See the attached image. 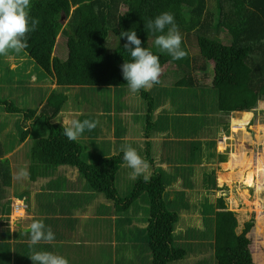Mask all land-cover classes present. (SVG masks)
I'll use <instances>...</instances> for the list:
<instances>
[{
    "label": "trees",
    "instance_id": "obj_1",
    "mask_svg": "<svg viewBox=\"0 0 264 264\" xmlns=\"http://www.w3.org/2000/svg\"><path fill=\"white\" fill-rule=\"evenodd\" d=\"M31 5V16L39 20V25L29 34L28 47L24 51L52 80H56L59 87L127 86L121 66L130 61L131 56L124 48L126 37H121L120 33L132 30L141 39L142 47L150 48L160 57L163 68H181L178 63L183 64L184 59L173 60L170 55L161 52L155 46V39L161 33L145 27L147 21L169 12L174 15L183 38L188 34L187 40H191L190 33L196 34L199 50L198 55L194 56V59L197 58L194 68L205 72L208 65L214 63L213 88L220 112H256L258 102L264 100V0H216L215 17L208 11L207 0H31ZM64 19L68 20L66 25L63 23ZM213 29H222L230 36L229 43L225 44L213 37ZM60 34L66 36L68 55L66 53L65 60L54 55ZM112 35L116 37L118 44L115 49L109 50ZM184 50L189 52L186 48ZM181 82H184L183 86L187 83L194 84L192 79H182ZM58 94L55 91L50 95L41 112H38V108L27 109L16 106L13 101H3L1 95L0 105L5 106L7 113H24L28 120H33L39 113H60L67 98H63V93ZM152 107V104L148 105L149 123H153ZM28 132L22 130L26 135L22 136L21 141L27 139ZM46 133L47 137L38 139L32 149L35 161L31 162V175L34 181L38 176L48 175L59 167L71 166L79 169L80 178H86L85 188L103 194L122 205L123 209L146 194L145 202L150 214L147 235L153 252L152 264L187 260V250L179 247L176 241L180 216L168 209L165 200L168 186L166 175L162 171H157L147 181L140 179L133 193L122 197L116 178L125 164L123 153L97 163H89L83 158L81 142L70 141L63 135V124H48ZM120 133L122 134L118 129V134ZM227 147H222L224 154H231L233 160H238L236 153ZM249 158L239 162V167L248 168L243 179L247 188L252 187L258 179L256 168H253L252 159ZM1 163L5 161L0 159V167H4ZM224 165L229 170L234 168L232 162ZM223 175L222 178L226 179ZM228 175L235 176L233 172ZM63 182L65 185L71 184L69 180ZM247 188L244 194H247ZM212 205L213 209L208 214L211 218L218 217L215 220L216 235L212 240L214 245L211 246L214 250L217 249L214 256L216 264H264V259L258 252L252 253L250 240L246 237L253 224H247L243 234L239 235L236 214L227 208L223 197L220 195L216 205ZM140 209L145 210L144 207ZM17 213L19 215L16 218L21 216Z\"/></svg>",
    "mask_w": 264,
    "mask_h": 264
},
{
    "label": "rangeland",
    "instance_id": "obj_2",
    "mask_svg": "<svg viewBox=\"0 0 264 264\" xmlns=\"http://www.w3.org/2000/svg\"><path fill=\"white\" fill-rule=\"evenodd\" d=\"M207 1L208 11L212 17H215L216 0ZM67 22L68 20L64 19V25H66ZM190 34H192V37L190 38L191 40H187L189 36L188 34H185V41L182 43V46H184L183 48H186L189 51L187 57L183 60V64L181 62L178 63V66L182 67L177 68L176 71H172V68H176L175 66L167 67L168 70L166 69V66L164 68L163 74L165 75V83L164 89L162 90L164 91L162 96H164V98L168 97L165 92L177 93L180 95L178 97H181L180 103L182 105H186L191 100L192 94L197 93L198 101L196 103V108L191 107L189 109L191 114L181 112L184 110L183 107L178 108L177 111H179L178 113L182 116H177L175 121L177 122L179 131L181 132L186 129L185 127L187 125V121L194 120V126L198 132L204 131V129L201 128V124L203 123L205 124V127L210 130L208 133L212 135L217 128H219L217 124L221 121L227 120L222 117V114L225 112H220L219 101L216 99L217 94L213 88L212 81V76H214L212 65L210 64V67L208 65L205 72L199 68H194L196 65L194 61L197 59H194V56L198 55L199 47L196 42L197 38L195 32H191ZM211 34L213 37L220 39L223 43H229L230 36L222 31V29L219 31L213 29ZM117 44L118 41H116V37L112 35L109 39V50H113V48L115 49ZM66 53V36L60 34L57 39L54 55L65 60L68 55V53L67 55ZM188 77H192V80H194L197 85L194 83V85L190 84L185 85L186 87L182 86L185 81L181 82L180 85L175 86V84H173L180 79L186 80ZM55 81L56 80H52V78L42 68H40L24 50L20 53H12L7 57H0V95L3 101H13L16 103V106L27 109L38 108V112H41L45 109L48 98L55 91L59 92L58 95L63 93L64 99L67 98L59 114L54 111L51 114L39 113L35 116V119L32 122H25L29 124L28 127L22 128L15 126L11 120L9 121L8 116L3 117L7 112L5 110V106L0 105V146L3 147L1 143V135L4 134V139H2V141L7 145L10 144V150H13L14 146L17 144L24 147L25 143H21L20 140L22 136L26 134L22 133V130L24 129L29 131L27 133L29 135V139L26 143V147L19 152L13 153L10 157L7 156L9 153L6 155L11 163H8V160L5 158H0L1 161H5V163H1L4 167H0V186L15 182L19 184L17 186L18 190L23 188V182H25V177H27V171L30 167L28 164H30L32 160L35 161L32 151L35 142L40 138L46 137L48 124H63L64 120L83 121L88 118L89 120L98 121L97 127L94 130L91 132L85 130L81 139H78V142H81L83 146V157L85 160L91 161L92 159V162L96 163L95 161H101L103 159L104 155L108 153L109 146H111L109 139H111V135L115 137L114 131L117 127V133L119 129L122 134L120 133L121 135L116 136L117 140H115V144L116 142L117 144L114 145L115 151L118 149L119 153L122 147L127 144L136 148L140 155L143 158H146L147 153L144 154L142 151L149 149L150 155H148L147 159L151 164H148V166L150 168V172L154 170L158 160H156L155 163H152V161L156 158L158 159L159 157L158 148L155 145H153V147H150V145L147 147L146 144L143 148L138 140L133 139V136L132 138H128L129 131L122 125V122L124 123L125 120L128 121L133 119L135 121V125L139 126V129L136 131L137 133H155L154 130L160 125H155L153 120H151L153 123L148 122V105L152 104L149 100H147L148 98L146 99L147 102L144 99L137 98L134 103H130L128 100H125V98H122L123 94H128L129 91L128 87H122L124 85H121L120 87L94 85L90 87L77 86L73 88H63L55 84ZM187 87L190 90L189 93L186 91ZM154 93L153 100L155 103H158L161 101V97L154 95ZM168 100H171L172 102V98L168 97ZM144 104H146V111L143 113L140 111V108ZM204 105L207 108L204 107ZM111 107H114L121 113H116L115 109H112ZM213 107L214 112L211 114L209 111H211ZM103 109L104 111H110L114 114L116 113V115H121L124 120H121L119 123H117V121H112L106 125L103 123ZM256 110V112L233 110L231 112V116L229 117L228 123L230 125H228V129L220 130L219 134L215 135V138H213L215 151V158L213 160H220L221 154L224 153L222 147L228 146L227 148H229L230 151L232 150L235 152L238 157V160H233L231 158V154H228V157H230L229 162H232L234 165L233 170H229L230 168H227V166L221 165L218 167L214 166L212 172L210 167L202 166L196 168L198 176L195 179H193L194 177L192 175V171L189 175H187V177H190L191 180H194L197 183V185H195L190 181L194 185L192 189L197 188L198 190H204V182L202 180V174L204 172H211L205 177V180H209V182L213 179L216 180L224 174L223 176L226 178L224 179L225 181L217 182V185H214V188L211 189L209 194V198L196 200L195 198L197 195L193 191L190 193L189 197L184 192L176 193V188L180 189L181 186H184L182 181L175 186L174 183L176 182H173L172 180L174 179L173 174L169 172L167 173L165 172L166 170L162 169L164 174H166V185L170 186L169 190L172 189L165 194L168 209L173 212L176 211V213L180 210V207L184 210L183 212L182 210L180 211L182 219H180L181 223L177 228V243L179 244V247L187 250V260L176 261L171 264H216L214 256L217 254V249L214 250L211 246L214 245L212 240H214V235H216L215 220H217L218 217L212 216V218L210 217L209 219L206 215L213 209V205L210 203H213L215 206L220 195L223 197L227 208L236 214L239 223L237 228V233L239 235L243 234L247 224H253L250 232L246 233V237L250 240V250H253L252 253L255 251L258 252L264 259V100L258 102ZM99 115H101V118ZM114 116L115 115H112L111 118H114ZM108 118L109 117H107V119ZM173 122L172 118L169 117L167 123L171 124ZM113 124L116 126L115 130ZM104 128H106L105 130H107V134L110 136H104ZM140 138H142V136H139L138 139ZM201 140L202 139H198L194 142H200L201 148L199 151L203 150L208 155L209 146H207L206 142H202ZM18 147L19 146L16 148ZM167 149L168 147L165 148L166 152ZM93 151L95 153H93ZM120 153H122V151ZM246 157H250L249 159H252V165L253 168H256L258 178L253 186L249 188H247L243 181L245 177V170L248 168L242 169L239 167V162L246 159ZM205 164L206 162L203 163V165ZM165 169H169V165ZM190 169L192 170L193 168ZM127 170L132 171L128 168ZM230 172H233L235 176H229L228 174H230ZM187 177L186 181H188ZM140 178H144V175ZM62 181H65V179ZM56 182V180L53 181L48 185V187H52ZM136 182V180L130 178V173H128L125 169L120 171L116 178L117 188L122 196H129V194H132ZM70 188L71 187H68V189ZM245 188H247V194H244ZM62 192L63 190L60 188L59 193ZM179 194H182V196ZM171 197H175V202H172ZM231 200H233V203ZM257 202L259 203L256 204ZM16 203L17 199L15 201V204ZM137 205L140 207L138 208ZM143 205L144 202L142 200H138L134 207H132L131 211L134 210L132 212L134 214L138 213V216L144 215L146 212H149V210L146 209L145 212V210L140 209ZM257 206L259 207L257 208ZM98 209L99 207L96 208L97 212ZM104 209L105 211H108V207H105ZM131 211L127 214L126 212H122V214H126L124 217L127 218L130 216ZM17 212L22 215L24 211L20 209ZM17 212L14 215V220L19 215ZM200 212H205L206 214L202 216ZM119 213L121 212L119 211ZM110 223L111 220L109 216L106 218H103L102 216L99 218H92L89 221V231L85 237L90 239H99L102 235V238L105 239L108 237L109 233L113 236L114 231H118L119 251L117 256L113 255V251L111 253H103L106 255V264H115L114 259L116 257L120 264L124 263L125 260H127L129 264H148V262H146V255H144V252L148 250L149 244V238L146 236L147 232H144V230L142 231L140 228L134 226H132L129 231L127 224L122 220H119V225H116L117 227L113 226V224L110 225ZM79 226V224L75 223L72 224L70 228L64 230L67 231L69 235L71 231H73L74 234L77 230H79ZM84 249L85 244L80 246L79 251L72 247L73 264L76 263L78 253H80L84 262ZM105 249L108 250L109 247H102L103 252H105ZM148 253L150 254V252Z\"/></svg>",
    "mask_w": 264,
    "mask_h": 264
},
{
    "label": "crops",
    "instance_id": "obj_3",
    "mask_svg": "<svg viewBox=\"0 0 264 264\" xmlns=\"http://www.w3.org/2000/svg\"><path fill=\"white\" fill-rule=\"evenodd\" d=\"M210 64L213 67V74H214V63L211 62ZM176 70L177 68H172V71H176ZM164 76L165 75L163 74L160 77V83L154 85L151 89L147 91L142 90L138 96H134L130 94L129 91L128 94L126 93L127 95L124 93L122 96V98H125V100H128L130 103H134L135 99L137 98L144 100L148 98L147 100H149L153 106L152 107L153 112L151 110L152 114L150 113L152 116V120L155 125L157 126L160 125L154 130L156 132V135L152 136V139L154 140V145L158 148L159 151L158 159L157 158L154 159L152 163L153 162L155 163L156 160H158V162L155 165V168L152 172H150V168L148 166V170L150 174L146 169L142 175H147L148 177H151L157 171H162V169H164L166 170L165 172L167 173L169 172L173 174L174 179L172 180L173 182H176L174 183L175 186H177L178 183L182 181V184L184 186H181L180 189L176 188L175 190L176 193L184 192L189 197L190 193L193 191L197 195V197L195 198L196 200L207 199L210 197L209 194L211 192V189L214 188V185H217V182L225 181L224 178L220 176L216 180L213 179L212 181L209 182V180H205V177L207 176L208 173L211 172H204L202 174V180L204 182V190H198L197 188L192 189L194 186L193 184L197 185V183L194 180H191L190 177H187V175H189L192 171V175L194 177L192 178L195 179L198 176V171L196 169L197 167H202V166L210 167L213 172L214 166L217 167L221 165L223 166L225 163L229 162L230 157H228V155H225L224 153L221 154L220 160L219 159L217 161L213 160L215 158L213 138H215V135L219 134L220 130L228 129V125H230L228 122H229V117L231 116V112L228 114L227 113L222 114V117L227 121L219 122L217 126H219L220 129L217 128V130L212 135L208 133L210 130L207 127H205V124L203 123L201 124V128H203L204 131L198 132L194 126V120L187 121V125L185 127L186 129L183 132L179 131L178 124L175 121V118H177V116H182V115L178 113L179 111H177V109L183 107L184 110L181 112H185V113L187 112L188 114H191L189 109L191 107L196 108V103L198 101L197 93L192 94L191 100L186 105H182L180 103L181 97H178L180 96L179 94L174 92L171 93L165 92V94H167L169 98H172V102H171V100H168V97L164 98V96H162L164 93V91H162L164 89V83H165ZM213 78L214 76H212V81ZM189 79L192 78H187L186 81H188ZM180 80H178L177 82L174 81L175 83L173 84H175V86L180 85L181 84ZM193 83L196 84L194 80ZM186 85H190V84L187 83ZM112 86L120 87L118 86V84L108 85L105 87H112ZM122 87H128V86L124 85ZM186 91L188 93L190 92L188 87L186 88ZM153 93L154 95L161 97V101L155 103L153 100ZM204 107L206 106L204 105ZM111 108L115 109L114 107ZM140 109H141L140 111L144 113V111H146V104H144ZM115 111L116 113H121L116 109ZM213 112H214V107L211 111H209V113L212 114ZM116 113L114 114L113 112L110 111H104V113L102 114L104 115L103 123L107 125L112 121H117V123H119L121 120H124L121 117V115H116ZM112 115H115L114 118H111ZM6 116H8L9 121L11 120L12 123L17 127L22 128L27 126V124L24 123L25 120H27L25 114L21 115V114L6 113V115L3 117ZM99 117L101 118V115H99ZM107 117L109 118L107 119ZM169 117H171L172 120L174 121L171 124L167 123ZM122 125L125 126L126 129L129 131L128 138H132L133 136V139L138 140L141 143L140 145L142 147L146 144L148 140L145 139L144 134H139L136 132L137 129H139V126L135 125V121L133 119L132 120L130 119L128 121L125 120L124 123L122 122ZM113 126L115 130L116 126L114 124ZM105 129L106 128L103 129L104 136L105 137L106 135L110 136L107 134V130ZM114 135L115 137L111 135L110 137L111 139H109L111 146H109L108 153L104 155L103 159L113 157L121 152L120 151L118 153V149L117 151H115V146H114L117 144V142L115 144V140H117L116 136L121 135L117 133V127L116 130L114 131ZM1 136L2 139H4V134H2ZM139 136H143V137L138 139ZM46 137H47V133H46ZM81 137L79 139H81ZM2 139H1V143L3 147L0 146V158H5L9 161V163H11V161L9 160V158L6 157V155L9 153L7 156L10 157L12 156L13 153L23 150L26 147V143L29 139V136L25 141L20 140L21 143H25L24 147H21L20 145L17 144L16 146H14L13 150H10L9 149L10 144L7 145L3 143ZM198 139H202L201 141L206 142L207 146H209L208 155L203 150L199 151L201 148L200 142L198 143L194 142L195 140ZM17 146L19 147L16 148ZM166 147H168L167 152L165 151ZM142 152L144 154L147 153L146 150H143ZM93 153L95 152L93 151ZM147 158L148 157L146 156V158L144 159L148 164H151L149 163ZM92 161L93 160L91 159V161L88 162L93 163ZM95 162L97 163L99 161H95ZM204 162H206L205 165H203ZM28 165L30 167L27 171V177H25V182H23L24 183L23 188L18 190L17 186L19 184L15 182L11 183V185L3 184V186H0V264H33V261L30 259V256L34 251H38V250L51 251L56 254L62 255L69 260V264H73L72 247L76 248L77 251H79L80 246L84 244H85L84 262L80 256V253H78L75 264H106L107 261L105 258L106 255L103 253L106 252L111 253L113 251V255L117 256V253L119 251L118 231L117 230L114 231L113 236H111L109 233L108 237L105 239L102 238V235L100 236L99 239L85 238L89 231L88 229L89 221L95 217L99 218L102 216L103 218H106L109 216L111 220L110 225L112 224L113 226L119 225V220H122L124 223L127 224L129 231L131 227L134 226L140 228L142 231L144 230V232L145 231L147 232L150 225L149 223L150 214L149 212H146V209L149 210V206L145 202L146 194H144V196L142 195L138 199L139 201L143 199L142 201L144 202V205L141 207L145 208L146 214L138 216V213L134 214L132 212L134 210L131 211L132 207H134L135 203L138 200L132 203L131 205H129L127 209H123L122 205L120 206L116 202L109 200L103 194L89 191L87 188H85V184L87 181L86 178H80L79 169L76 167L62 166L59 167L58 170L50 171L48 175L45 174L40 177L38 176L37 177L38 179L34 181L31 175L32 164L30 163ZM168 165H169V169H165L168 167ZM127 168L128 167L124 164L122 165L120 171H123L125 169L128 173H130V178L136 180L137 182L140 179H143L140 178L142 175H138L135 177L132 176L131 171L127 170ZM190 168L193 169L191 170ZM162 173L164 172L162 171ZM62 175H64V177H62ZM186 177L188 178L187 179L188 181H186ZM63 179H65L66 181L68 180L71 181L70 186L65 185V183L62 181ZM55 180L57 182L52 187H48V185ZM167 186L168 187L166 193L172 190V189L169 190L170 187L169 185ZM68 187L71 188L68 189ZM60 188L63 190L62 193H59ZM179 195L182 196V194ZM122 197H126V196H122ZM16 199H17V203L15 204ZM171 199L172 202H175L174 201L175 197L173 198L171 197ZM210 204L212 205L213 203ZM98 207L99 209L97 212L96 208ZM105 207H108V211H105L104 209ZM181 208L182 207H180V210L177 212L178 215L180 216V219H182L180 211L181 210L182 212L184 211ZM20 209L24 211L23 212L24 214L22 213L20 217L14 220V215ZM119 211L121 213H119ZM130 211H131L130 216L125 218L124 216ZM122 212H126V214H122ZM200 214L203 216L206 213L200 212ZM206 216L211 217L210 214H207ZM34 220L43 221L46 227H50L53 230L55 234V240L53 242L50 243L41 242L40 244L30 246L29 226ZM75 223L79 224L80 228L74 234L73 231H71L69 235V233L64 229L70 228L72 224ZM180 223L181 222L179 221V223L177 224V228L180 225ZM177 228H176V237H177ZM102 247H109V249L108 250L105 249V252H103ZM148 252H150V254ZM144 255H146V262H148V264H152L153 252L150 250L149 244H148V250L144 252ZM114 262L115 264H120V262L117 261V257L114 259ZM122 264H129V263L127 260H125V262Z\"/></svg>",
    "mask_w": 264,
    "mask_h": 264
},
{
    "label": "clouds",
    "instance_id": "obj_4",
    "mask_svg": "<svg viewBox=\"0 0 264 264\" xmlns=\"http://www.w3.org/2000/svg\"><path fill=\"white\" fill-rule=\"evenodd\" d=\"M31 6V0H0V57L20 53L28 47L29 34L39 25V20L31 16ZM145 27L153 32L161 33L155 39V46L161 52L167 53L173 60L187 57L188 53L182 47L184 38L172 13L164 12L156 16L154 20L147 21ZM165 29H167L166 32ZM120 36L126 37L127 42L124 48L131 56V60L121 66L122 74L127 81L130 94L138 96L142 90L147 91L160 83L164 68L158 55L154 54L150 48L142 47V41L135 30L121 32ZM33 120L27 119L25 122ZM97 124L98 121L88 119L64 120L63 135L70 141H77L85 130L91 132ZM28 126L29 124L26 127ZM121 151L125 165L132 170V176L142 175L148 168V163L136 148L126 144ZM144 179L147 181L149 177L144 175ZM29 234L30 246L55 240L53 230L46 227L41 220H34L30 224ZM30 259L33 264H69V260L64 256L45 250L34 251Z\"/></svg>",
    "mask_w": 264,
    "mask_h": 264
},
{
    "label": "flooded vegetation",
    "instance_id": "obj_5",
    "mask_svg": "<svg viewBox=\"0 0 264 264\" xmlns=\"http://www.w3.org/2000/svg\"><path fill=\"white\" fill-rule=\"evenodd\" d=\"M155 132V131H154ZM144 134V137H145V139H147L148 141L146 142V144H147V147H149V145H150V147L152 146L153 147V145H154V140L152 139V136H155L156 135V132L155 133H143ZM143 137V136H142ZM146 151H147V157H148V155H150V153H149V149H146ZM123 153V152H122Z\"/></svg>",
    "mask_w": 264,
    "mask_h": 264
},
{
    "label": "bare ground",
    "instance_id": "obj_6",
    "mask_svg": "<svg viewBox=\"0 0 264 264\" xmlns=\"http://www.w3.org/2000/svg\"><path fill=\"white\" fill-rule=\"evenodd\" d=\"M21 200V199H20Z\"/></svg>",
    "mask_w": 264,
    "mask_h": 264
}]
</instances>
